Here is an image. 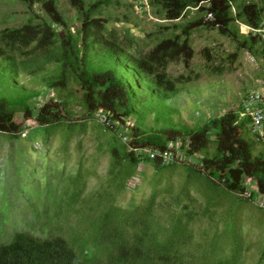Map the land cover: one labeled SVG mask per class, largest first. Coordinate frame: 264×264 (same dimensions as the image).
I'll use <instances>...</instances> for the list:
<instances>
[{"label": "trees", "instance_id": "obj_1", "mask_svg": "<svg viewBox=\"0 0 264 264\" xmlns=\"http://www.w3.org/2000/svg\"><path fill=\"white\" fill-rule=\"evenodd\" d=\"M19 1L28 7L37 4L41 9L39 14L34 12L36 21L30 19L20 26L0 30V91L16 93L11 98L0 96L1 135L9 139L20 136L23 127L17 115L21 113L23 120H33L36 124L31 129L32 138L40 137L47 146L58 136L61 145H65L75 134L85 133L86 122L94 120L99 111L129 129L125 134L131 137L128 145L161 150L169 142L178 143L189 158L201 153L208 137L213 135L215 152L197 159L198 170L209 178H218L227 192L239 194L249 179L257 193L264 194V158L262 153L254 154L255 143L246 136L248 122L239 117L240 103L236 110L212 117L196 129H185L174 122L175 109L171 105L181 92L184 76L171 77L168 73L172 63L182 62L188 67L193 51L190 37L201 27L216 28L220 34L232 37L237 49L264 54V38L260 34L264 31L262 6L248 0H147L156 18L167 23L185 19L192 11L195 14L181 26L173 24L169 36L141 53L131 43L123 46L107 29L103 12L118 5L117 0H66L76 11L79 26L75 29L55 0ZM205 14L212 20L204 21ZM236 23L248 27L250 34L238 40ZM178 27L180 31L176 33ZM22 77L32 86H39L38 89L27 90L18 85ZM71 83L80 92L84 120L71 117L67 109L70 98H59L56 102L49 98L39 107L32 102L46 91L62 93ZM150 116L153 126L146 125ZM130 119L133 124L129 127L126 120ZM100 124L102 134L112 133L108 184L111 181L116 184L118 193L124 190L139 164L147 163L156 170L176 164L161 166L134 158L127 152L128 145L121 144L111 129ZM84 182V173L78 169L76 177L67 181L64 188L68 196H40L32 191L34 196H6L4 186L0 196V264H236L234 256L208 262L190 254L191 221L184 225L189 238L183 235L176 241L169 238L167 231L162 236L160 230L150 228L149 220L131 221L132 213L117 205L118 196H81ZM72 186L76 192L69 196ZM238 194L236 199L252 204ZM12 197L15 201L24 200L26 210L22 212L25 218L9 234L4 225L10 220ZM85 207L90 210L89 220L82 215ZM70 213L78 216L77 230L62 234L57 226L58 217L67 219ZM147 213L149 218L154 217ZM175 234L172 232V236ZM207 252L212 253L209 249ZM263 263L264 249L257 261Z\"/></svg>", "mask_w": 264, "mask_h": 264}, {"label": "rangeland", "instance_id": "obj_2", "mask_svg": "<svg viewBox=\"0 0 264 264\" xmlns=\"http://www.w3.org/2000/svg\"><path fill=\"white\" fill-rule=\"evenodd\" d=\"M248 1L262 6L264 10V0ZM55 2L71 27H78L76 11L66 0ZM117 2L118 5L109 6L103 12L102 17L107 19V29L113 32V36L123 46L131 43L132 48L136 47L141 53L149 51L159 39L169 36L173 24L181 26L195 14L192 11L185 19L167 23L156 18L147 0ZM40 9L37 4L28 7L19 0H0V30L20 26L30 19L36 21L34 12L39 14ZM209 17L205 14L202 19L211 21ZM262 21L263 27L264 12ZM235 25L238 28V40L250 34L248 27L241 23ZM179 31L178 27L175 32ZM260 34L264 38V31ZM190 45L193 51L188 67L182 62L172 63L168 73L171 77L183 75L185 82L180 86V94L171 103L175 109L174 122L185 129H196L212 117L236 110L246 91L257 90L264 84V54L237 49L232 37L220 34L216 28L196 29L190 37ZM18 85H23L27 90H37L39 87L32 86L23 77L18 80ZM1 92L0 96L9 98L16 95L9 91ZM79 97L78 87L71 83L62 93L46 91L32 102L39 107L49 98L54 102L59 98H70L67 109L71 117L84 120L85 110ZM17 116L23 127L20 136L9 139L0 134V196H3L4 186L7 187L6 196H34L36 192L40 196H68L64 190L67 181L76 177L77 170L81 169L85 176L81 196H118L117 205L132 213L131 221L149 220L150 228L160 230L162 236L167 231L170 233L169 238L176 241L183 235L190 237L184 228L185 222L189 220L193 236L189 242L190 254L199 255L208 262L223 256H234L236 264H257L264 249V213L253 203L236 199L238 193L225 191L215 176L209 178L206 173L198 170V160L204 156L210 157L215 152L213 135L208 137L204 150L192 158L186 157L180 145L174 143L186 164L176 163L157 170L147 163L139 164L135 174L126 181L124 190L118 193L116 184L111 180V185L108 184L111 162L109 138L112 133L104 135L100 132L98 112L94 120L86 122L85 133L75 134L65 145H61L59 137L55 136L47 146L41 143L40 137H31V129L36 126L33 120H23L21 113ZM126 123L130 127L133 120H126ZM115 124L119 132H128V128ZM146 125L153 126L152 116ZM178 129L183 130L180 127ZM246 136L252 141L249 131ZM126 137L131 138L128 134ZM253 152L262 153L264 158L261 145L254 144ZM70 189L69 196L76 192L75 186ZM249 189L253 197L264 199V195L257 193L253 181L249 183ZM152 196L154 198L150 206ZM11 200L8 210L10 220L4 225L9 234H12L14 225L25 218L22 212L26 210L24 200L15 201L13 197ZM89 211L88 207L82 210L84 219L89 220ZM147 212L156 218H149ZM67 216V219L58 217L57 226L62 234L77 230L75 224L78 216L74 213ZM172 232L176 234L172 236ZM207 249L212 253L208 254ZM186 254L189 253L186 251Z\"/></svg>", "mask_w": 264, "mask_h": 264}, {"label": "built area", "instance_id": "obj_3", "mask_svg": "<svg viewBox=\"0 0 264 264\" xmlns=\"http://www.w3.org/2000/svg\"><path fill=\"white\" fill-rule=\"evenodd\" d=\"M260 88V89H259ZM257 90L252 89L246 91L240 98V110L239 117L245 118L248 122V131L252 137V140L258 146H262L264 149V84H261ZM98 120L105 127H108L117 135L118 139L123 144H127L131 141V138H127L122 132H119L118 127L112 121L106 113L99 111ZM127 152L138 160H148L156 162L161 166H168L172 163H178L183 158L180 156V150L178 146L169 142L164 149H154L148 146H136L128 145ZM185 157V156H184ZM185 160V158H184ZM187 160V159H186ZM183 162V161H182ZM250 180L246 179L244 182L245 189L238 194L243 200H250L255 206L264 211V199L259 196H252L249 189ZM259 194V193H258ZM264 195V194H261Z\"/></svg>", "mask_w": 264, "mask_h": 264}]
</instances>
